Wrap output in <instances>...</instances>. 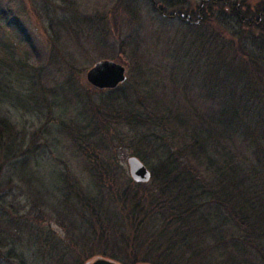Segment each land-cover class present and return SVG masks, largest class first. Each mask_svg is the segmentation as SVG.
Instances as JSON below:
<instances>
[{
    "label": "rangeland",
    "instance_id": "374dc122",
    "mask_svg": "<svg viewBox=\"0 0 264 264\" xmlns=\"http://www.w3.org/2000/svg\"><path fill=\"white\" fill-rule=\"evenodd\" d=\"M218 1L228 13L230 4L252 16L264 9V0ZM186 3L196 12L201 0ZM215 11L203 27L218 21ZM189 30L206 31L163 17L151 0H0V118L12 129L0 139V264H87L96 257L174 264L153 249L160 224L140 232L131 205L99 191L112 177L132 180L128 159L137 152L151 172L163 160L140 143L146 130L112 122L108 114L123 108V97L93 87L87 73L114 61L142 93L170 92L173 65L165 53ZM105 193L106 208L91 202ZM215 255L227 261L225 252Z\"/></svg>",
    "mask_w": 264,
    "mask_h": 264
},
{
    "label": "trees",
    "instance_id": "16d2710c",
    "mask_svg": "<svg viewBox=\"0 0 264 264\" xmlns=\"http://www.w3.org/2000/svg\"><path fill=\"white\" fill-rule=\"evenodd\" d=\"M151 1L163 17L206 31L171 41L170 92L142 93L129 80L109 90L123 97V108L108 114L112 122L146 130L140 143L163 161L148 184L112 177L99 191L119 195L127 209L129 203L140 232L160 224L153 249L174 264H264V9L252 16L230 4L228 13L225 3L219 11L218 0H201L191 12L187 0ZM214 10L218 21L203 27ZM175 89L180 95L164 100ZM11 133L0 118V139ZM99 172L93 176L101 178ZM105 194L91 202L106 208ZM220 252L227 261L216 260Z\"/></svg>",
    "mask_w": 264,
    "mask_h": 264
},
{
    "label": "water",
    "instance_id": "95a60500",
    "mask_svg": "<svg viewBox=\"0 0 264 264\" xmlns=\"http://www.w3.org/2000/svg\"><path fill=\"white\" fill-rule=\"evenodd\" d=\"M127 80L126 68L114 61L103 60L88 71L87 81L100 90H114ZM129 173L136 183L147 184L151 181L152 174L141 159L131 156L128 159ZM87 264H120L106 258H93Z\"/></svg>",
    "mask_w": 264,
    "mask_h": 264
}]
</instances>
